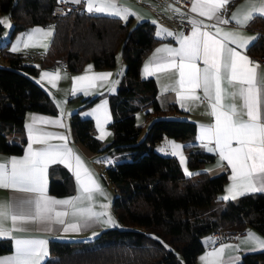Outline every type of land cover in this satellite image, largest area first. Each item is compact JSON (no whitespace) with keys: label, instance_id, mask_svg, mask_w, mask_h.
Segmentation results:
<instances>
[{"label":"trees","instance_id":"1","mask_svg":"<svg viewBox=\"0 0 264 264\" xmlns=\"http://www.w3.org/2000/svg\"><path fill=\"white\" fill-rule=\"evenodd\" d=\"M56 1L0 0V12H8L13 20L8 38L33 24L53 26L44 50L13 52L8 43L0 47L6 60L0 64V150L23 151L28 110L57 111L51 93L35 77L40 67L63 65L72 72L87 63L112 67L120 51L125 70L116 91L108 95L112 140L104 144L95 134L92 116L81 114V108L99 95L83 97L71 115L73 136L89 152L120 156L104 169V177L115 187L112 206L119 224L91 237L51 238L42 264H196L206 246L204 237L219 229L251 226L264 234V192L221 199L227 173L211 174L205 168L216 153L195 140L196 122L183 116L186 110L176 102L162 103L156 80L141 75L142 62L158 39L155 24L87 10L53 15ZM249 25L260 30L249 52L264 55V15L256 14ZM4 27L0 25V36ZM139 110H144L146 124L137 122ZM164 135L183 142L193 175L185 173L177 156L155 149ZM49 174L51 192L74 191L75 180L66 166L52 164ZM11 249V239L0 238V253ZM238 264H264V248L244 252Z\"/></svg>","mask_w":264,"mask_h":264},{"label":"snow or ice","instance_id":"2","mask_svg":"<svg viewBox=\"0 0 264 264\" xmlns=\"http://www.w3.org/2000/svg\"><path fill=\"white\" fill-rule=\"evenodd\" d=\"M67 2V0H62ZM73 4H80L81 0H70ZM88 12L105 13L121 17L127 21L129 16H137V13L131 12L128 8L117 4V0H84ZM232 0H193L191 11L205 17L207 20L215 21L209 25L202 20L190 19L192 25L190 36L180 34L179 48L165 46L157 49L150 64H154L155 70H166L177 68L179 79L171 85H165L164 91L171 89L176 91L181 102L185 100H199L195 95V90L202 88L204 97L210 101L211 115L214 117V124L201 126V132L198 139L202 142L207 141L204 147L208 152L218 154V167H221L224 161H227L231 168L230 180L232 183L226 189L230 194L221 199H236L237 195H243L245 192H264V118L258 107L257 94L261 90L258 86H264V75L258 68L249 66L251 63L246 55H242L237 49L247 47L251 39L243 37L237 31H224L219 25H227L235 21L241 27L250 22L256 14L264 15V0H248L245 7L243 19H238V12H234L231 17L225 18L227 5ZM179 12V9H174ZM139 19V17L137 16ZM152 23H157L153 20ZM0 25L11 27L6 19H0ZM214 29L215 32L205 30ZM40 33L43 37L52 35L51 29L44 30L40 28L33 29L27 34V41L24 47H29V42L33 41L34 35ZM223 33L222 38L218 39ZM160 35V32H157ZM168 35L173 33L168 32ZM236 45L231 47L229 45ZM42 47L47 45L41 44ZM19 50V45L14 44L11 51ZM161 52L166 56H160ZM202 60L203 69L197 66V62ZM91 69V65L89 66ZM145 72L153 74L149 65L145 66ZM112 73H99L89 77L78 76L73 78L75 92L76 82H88L87 86H94L97 79L107 80ZM51 77L49 83L56 86V80L59 79V71L56 73L43 72L42 79ZM227 82L229 92L222 88V83ZM234 82L240 86L237 89ZM82 90L88 94L84 85ZM185 90L190 93L185 94ZM239 96L243 100V105L238 110L235 103H221L223 97H231L233 101ZM183 106V103H182ZM103 107V106H100ZM96 110H94L95 112ZM247 119H243L245 116ZM45 123L61 125L59 119L45 120V118L33 117ZM97 125L100 126L99 117ZM28 129V149L22 158L12 157L6 162L0 163V188L13 189L23 192L39 193L35 199L22 201L18 205L12 202L0 201V236L10 235L13 230H24L23 225L27 223H44L46 225L60 224L64 225L63 217L66 212L56 211V205H71L74 208L73 215L82 218V226H89V222H101L115 225V222L109 216L106 221L100 220L101 216L107 213H97L93 211L91 202L94 199V193L103 196L104 191L94 178L93 174L87 169L79 155H74L73 150L67 147V137L58 133L45 132L42 129L34 128L32 125L26 126ZM104 133L99 139L104 138ZM58 138L65 143L51 144L49 141ZM214 141L215 147H209ZM235 141L236 147H233ZM172 148L171 154L179 155L180 163L186 164V159L180 149L181 145L174 142H168ZM33 144L45 145L42 148H33ZM163 150V149H161ZM75 160L74 174L78 184L79 194L68 199L58 200L45 195V175L50 164L61 163L72 168V160ZM10 165V167H9ZM189 176L194 173L184 169ZM199 175L200 173H195ZM88 201L86 208H77V202ZM27 205V210L24 206ZM102 207H107L102 205ZM55 213V215H53ZM11 221V227L8 223ZM81 224H69L64 231H79ZM95 235V233H94ZM246 240L243 242H253L258 248H264V239L256 236L249 231L246 234ZM155 238V237H154ZM158 239V238H156ZM16 254L7 259H0V264H40V258L45 255V241L20 240L17 239ZM167 247V246H166ZM232 245L222 244L220 248L214 249L201 257L202 264H235L236 257H230L227 262L223 261L222 256L227 248ZM238 250V249H237Z\"/></svg>","mask_w":264,"mask_h":264},{"label":"crops","instance_id":"3","mask_svg":"<svg viewBox=\"0 0 264 264\" xmlns=\"http://www.w3.org/2000/svg\"><path fill=\"white\" fill-rule=\"evenodd\" d=\"M247 2L248 0H232L231 2L232 4L230 3L229 5H227V11L224 13L225 18L231 17V15L234 12H237V10L239 9L240 11L238 12V19L242 20L246 10L244 6L247 4ZM117 4L128 8L131 12L137 13L139 19L137 18V16H132L134 22L141 19L157 21V23H155V34L158 37V39L156 40L152 49L146 55L145 59L143 60L140 68V73L142 76L153 77L156 80L158 86V96L162 103L168 104L170 102H176L182 109L186 110V113H183V116H187L196 122L197 127L195 133V140L204 146V144L207 143V141L202 142L200 139H198L201 132V126H208L214 124V117L210 114L211 113L210 101L204 97L203 89L199 88L195 90V95L200 97L199 100H185L181 102L177 96L176 91H172L171 89H169L168 91H164L165 85H171L179 79L178 69L169 68L166 70H155L154 64H150L149 62L152 60V57L157 49L164 48L165 46L172 48H179L180 34H183L185 36L191 35L192 27L189 28L188 30H184L181 23L183 19L202 20L204 21L205 24H209V25L215 23V21L207 20L205 17L199 16L198 12L197 13L192 12L191 8H192L193 0L191 2L189 10L187 11L182 10L181 8L173 4H166L159 2L157 0H117ZM174 9H179V12L174 11ZM93 13H97V12H93ZM130 17L131 16H129L128 19ZM0 19H6L7 23H9L12 27L13 20L8 12H0ZM249 23L250 22H248L245 26L241 27L240 25H237L235 21H232L227 25H219V26L224 31H237L243 37L254 38L250 40L246 48L244 49L238 48L237 50L240 51L242 55H246L249 58V61L251 62L249 66L257 67L258 71L262 75H264V58H260L262 55H254L248 50V46L258 36L260 30L250 26ZM11 27L10 28L6 26L4 27V32L2 36H0V47L5 43H8V47L12 49V46L14 44H18L19 45L18 51H24V52H36V51L44 50L47 47L45 48L40 45L44 44L48 46L50 43L52 35L48 37H43L42 34L37 33L34 35L33 41L29 42V47L25 48L24 42L27 41V34L32 32L33 29L36 28H40L44 30L51 29L53 33V26L51 24H45V25L33 24L26 29H22L16 32L12 37L8 38L11 31ZM205 30L212 31L213 33L215 32L214 29H205ZM158 31L160 32V35H157ZM168 32L173 33V35H168ZM222 36L223 33H221V35L217 38L220 39L222 38ZM229 46L236 47V45H231V44ZM159 55L166 56L167 54L161 52ZM5 63L6 60L0 53V64H5ZM90 65H91V69H89ZM146 65H149V68L150 70H152L153 74L149 75L145 72ZM197 66L203 69L204 67L203 61L202 60L198 61ZM57 70L59 71L60 78L56 80L55 87H53L52 84L49 83L51 77H45L43 79L41 78L43 72L56 73ZM124 70H125V63L123 61L121 53L119 54L117 53L116 64L112 67L96 68L92 65V63H87L86 66L81 71H77V72H72L66 66L63 65L57 67H46V66L40 67L35 77L41 83H43L51 93L52 97L54 98L57 104V111L44 112L38 110H28L25 114V120H24L23 135L25 136L26 139H25L23 151L21 153H6L0 150V163L8 161L12 157L22 158L25 156L29 144L28 129L26 127L27 125H32L34 128L42 129L45 132L58 133L66 136L67 147L73 150L74 155H79V157L83 161L84 166L90 170V172L93 174L94 178L96 179V181L99 183V185L104 191L105 195L103 196L99 195V193H94V199L91 202L93 211L97 213L100 212L107 213L106 216H101L100 220L106 221L110 216L112 220L115 222V224H119V219L112 206V199L116 192L115 187L111 182H109L104 177V169L109 163L118 160L120 156L118 154H111L105 151L89 152L73 136L71 129V115L74 110H76L83 104V97L99 95L98 99L94 101L91 105L81 108V114L92 116L95 125V134L98 137H100L101 134L104 133L105 134L104 138L101 140L103 141L104 144L109 143L113 138V132L111 128V124L113 121V114H112L108 95L109 93L116 91L120 79L124 73ZM99 73H112V75L108 77L107 80H101V79L95 80L94 86L91 87L87 86L88 82L78 81L75 84L76 90L75 92L73 91L74 77L85 76V75L92 77ZM82 84L84 85L88 94H85V90H82L81 87ZM234 84L238 89L240 85L237 82H234ZM258 87H260L261 90L257 94V102L261 113V117L264 118V86H258ZM222 88H226L229 92L233 90L232 88L228 87L226 81L222 83ZM185 94L188 95L190 93H188L185 90ZM233 102L235 103L238 110L243 105V100L239 96H237L234 101L231 97H223L221 101V103L223 104H231ZM94 110L96 111L94 112ZM33 117L45 118V120L48 121L59 119L62 123V126L52 123H45L40 119H37L34 122ZM98 117L100 121L99 127L97 125ZM242 118L247 119L246 115L243 116ZM136 120L138 123L146 124L144 110H139L136 112ZM144 128H146V125L144 126ZM168 142H174L175 144L182 146L180 151L182 152L183 156L186 159V164L182 166L184 167V169L185 167H187L188 171H190V168L188 166L187 154L184 149L183 142L180 139L174 136L164 135L159 141L155 143L154 147L156 145H159V143L160 144L164 143L166 144V146L164 145L166 147V153L171 154L172 148ZM49 143L61 144V143H65V141H61L58 138H53L49 141ZM236 146L237 145L234 141L233 147ZM42 147H45V145L33 144V148H42ZM209 147H213V148L215 147L214 141L212 144H209ZM176 156L180 160L179 155ZM218 161H219V156L218 154H216V158L213 161L206 163L205 168L211 174H217L222 171H225L227 173V179L224 183L223 189L221 191V195L223 197L226 195L230 196V194L226 192V189L232 183V181L230 180L231 168L228 167L227 161H224L222 166L218 167L217 166ZM71 163H72L71 169L65 164L62 165L66 166L74 177L75 180L74 191L70 194H63V195H58L50 191L49 171L52 165L50 164L47 168L45 175V181H46L45 195L47 197L58 200H64V199H68L69 197H75L79 194L78 184L74 174L75 160L73 159ZM38 195L39 193L23 192L13 189L0 188V201L12 202L14 206L20 204L24 200L35 199ZM238 196L240 195H237V197ZM102 205H106L107 207H102ZM88 206H89V202L86 200L83 202H77L76 204L77 208H86ZM27 208L28 206L25 205L24 210H27ZM55 209L56 211H62L67 213V215L63 217L65 221L64 225L51 224L49 226L44 223H27L23 225L24 230H19V231L13 230L10 235L0 236V238H6V237L10 238L12 241V249L8 252L0 253V259H7L15 256L16 254L15 241L17 239L45 241L46 243L44 245V248L46 254L40 258V264H42L49 255V241L51 238L91 237L94 235V233L96 234L100 229L112 225L101 222H89V226L84 227L82 226V218L80 216L73 215L74 208L71 205H56ZM53 215H55V213H53ZM69 224H81L80 230L79 231L69 230L67 232L64 231V228ZM7 226L8 227L12 226L11 221H9ZM249 231L255 233V235L260 237L261 239H264V234L260 232L258 229L251 226L245 228L244 231L238 235L237 240L232 241L228 239H223L215 245H211V243L214 240L213 233L206 235L204 237L206 246L197 255L196 264H202L201 257L204 256L206 253L213 251L214 249L220 248L222 244H228L233 246L225 250L222 256L223 261L227 262L230 257H236L237 259L235 261V264H238L244 252L263 249V248H258L251 241L243 242L246 240L247 238L246 234Z\"/></svg>","mask_w":264,"mask_h":264},{"label":"built area","instance_id":"4","mask_svg":"<svg viewBox=\"0 0 264 264\" xmlns=\"http://www.w3.org/2000/svg\"><path fill=\"white\" fill-rule=\"evenodd\" d=\"M162 3L166 4H173L182 10H189L190 5L192 0H157ZM86 10V4L83 0H81L80 4H73L70 1L67 2H62V0H57L53 4L52 8V14L53 15H66L70 11H85ZM182 26L184 30H188L189 28L192 27V25L189 23V19H183L182 20ZM260 58H264V55H262ZM244 231V229L241 228H222L213 233L214 235V240L211 243V245H215L218 242H220L223 239H228V240H237V237L239 234H241Z\"/></svg>","mask_w":264,"mask_h":264},{"label":"rangeland","instance_id":"5","mask_svg":"<svg viewBox=\"0 0 264 264\" xmlns=\"http://www.w3.org/2000/svg\"><path fill=\"white\" fill-rule=\"evenodd\" d=\"M120 53V51L118 52V54ZM142 114V113H141ZM143 115V114H142ZM145 130H146V128H143V130H142V133L144 134V132H145ZM162 142V141H161ZM166 144H160L159 143V145H156L155 146V149L157 150V151H159V152H161V153H166ZM161 149H163V150H161Z\"/></svg>","mask_w":264,"mask_h":264}]
</instances>
